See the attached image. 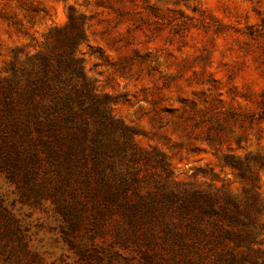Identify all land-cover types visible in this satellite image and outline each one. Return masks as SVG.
I'll return each mask as SVG.
<instances>
[{
	"label": "rangeland",
	"instance_id": "rangeland-1",
	"mask_svg": "<svg viewBox=\"0 0 264 264\" xmlns=\"http://www.w3.org/2000/svg\"><path fill=\"white\" fill-rule=\"evenodd\" d=\"M69 51L148 157L139 176L253 205L264 261V0H0V79ZM112 230L72 244L42 230L0 264H138Z\"/></svg>",
	"mask_w": 264,
	"mask_h": 264
},
{
	"label": "trees",
	"instance_id": "trees-1",
	"mask_svg": "<svg viewBox=\"0 0 264 264\" xmlns=\"http://www.w3.org/2000/svg\"><path fill=\"white\" fill-rule=\"evenodd\" d=\"M71 56H40L0 79V260L28 251L42 230L72 244L111 225L116 243L137 246L138 264H259L250 249L263 227L257 209L179 190L155 173L140 177L148 157ZM157 166L165 171L162 160ZM143 184L151 187L142 192ZM36 210L48 221L34 218Z\"/></svg>",
	"mask_w": 264,
	"mask_h": 264
}]
</instances>
